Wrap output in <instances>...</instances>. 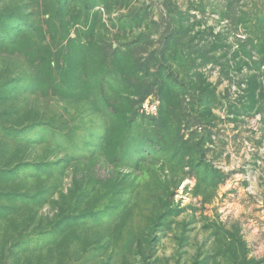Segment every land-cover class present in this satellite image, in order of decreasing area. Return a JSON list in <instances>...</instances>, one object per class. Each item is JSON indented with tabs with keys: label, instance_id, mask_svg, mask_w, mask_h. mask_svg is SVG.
<instances>
[{
	"label": "rangeland",
	"instance_id": "374dc122",
	"mask_svg": "<svg viewBox=\"0 0 264 264\" xmlns=\"http://www.w3.org/2000/svg\"><path fill=\"white\" fill-rule=\"evenodd\" d=\"M0 264H264V0H0Z\"/></svg>",
	"mask_w": 264,
	"mask_h": 264
}]
</instances>
